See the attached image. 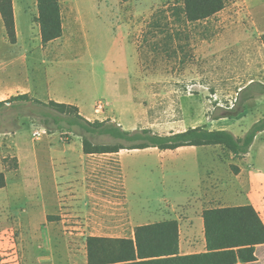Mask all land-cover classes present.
Returning a JSON list of instances; mask_svg holds the SVG:
<instances>
[{"label": "rangeland", "instance_id": "obj_1", "mask_svg": "<svg viewBox=\"0 0 264 264\" xmlns=\"http://www.w3.org/2000/svg\"><path fill=\"white\" fill-rule=\"evenodd\" d=\"M174 1L59 0L62 36L43 45L37 0H12L19 24L15 43L6 37L0 14V101L23 94L17 89L22 81L40 88L43 96L50 79L52 91L60 98H78L90 120L111 119L125 129L149 128L161 135L229 125L243 136L264 117V0H226L205 20L167 23L178 34L166 52L167 37L159 32L165 20L161 28L150 21ZM45 146L77 150L82 137L68 130L49 132L29 100L0 107V185L2 177L8 181L0 187V264L15 263L3 262L7 252L8 259L17 256L18 264H69L70 244L80 248L88 236L107 239L102 256L123 255L126 249L114 238L87 236L86 216H92V231L102 233L112 214L127 205L125 193L131 204L156 202L200 183L199 167L211 162L210 155L226 164L240 162L221 145L122 149L124 191L117 162L112 167L108 155L93 156L88 163L99 170L93 181L72 187L97 198L47 202L45 222L43 204H34L31 217L27 202L33 152Z\"/></svg>", "mask_w": 264, "mask_h": 264}, {"label": "trees", "instance_id": "obj_2", "mask_svg": "<svg viewBox=\"0 0 264 264\" xmlns=\"http://www.w3.org/2000/svg\"><path fill=\"white\" fill-rule=\"evenodd\" d=\"M225 1L175 0L167 8L153 13L150 26L161 28V20H165L164 28L159 32L167 37L164 42V50L167 52L171 47L170 41L173 34H178L174 32V29L168 28V24L205 20L222 10ZM37 11L36 21L40 27L42 44L45 45L61 37L63 29L59 0H37ZM0 14L6 37L11 43H15L16 28L12 0H0ZM14 100L31 101L49 132L68 130L80 135L82 150L86 154L114 153L122 149L149 147L175 150L183 146L221 145L235 156H242L249 151L256 134L264 130L263 117L241 137L235 136L227 129H208L204 126L189 127L182 131L161 135L149 128L125 129L111 119L90 120L83 116L74 104L55 100L44 102L35 97H29L25 93L12 96L7 101H0V107ZM98 136H108L117 141L97 142L94 138ZM232 168L237 170L236 166L232 165ZM2 180L0 187L5 184L3 177ZM203 218L209 250H227L225 254L233 262L237 257L242 261L255 259L253 254L255 245L264 243V224L251 205L205 209ZM106 240L105 237L97 236L86 238L88 264H108L109 261L120 260V256L117 255L112 258L101 255V245ZM154 240L157 246L152 244ZM114 241L120 242L128 252L127 257L133 260L136 257L150 260L159 258L161 262L171 261L176 264H205L203 260L207 256L206 254L185 256L178 254V222L176 220L137 226L135 245L128 239H114ZM235 247L237 249H234Z\"/></svg>", "mask_w": 264, "mask_h": 264}, {"label": "crops", "instance_id": "obj_3", "mask_svg": "<svg viewBox=\"0 0 264 264\" xmlns=\"http://www.w3.org/2000/svg\"><path fill=\"white\" fill-rule=\"evenodd\" d=\"M13 7L15 9V24L18 28L17 8L15 5ZM54 60L56 59L54 58ZM23 82H20L21 84L17 82L20 85L17 86V89L21 93H30L38 98H50V100L57 102L76 104L81 111L80 113L89 118L90 112L84 113L82 103L78 98L66 99L57 96L51 89L50 79L46 83L47 91H43V96H41V89L35 88L33 83L26 82L23 84ZM258 119L253 122H257ZM216 129H227L236 136L242 135L241 131H236L229 125ZM125 154L122 150L114 153L86 154L82 147L77 150L66 149L63 151H58L52 146L35 149L33 152L34 166L31 168V176L27 180L28 186L31 187L27 193V202L32 205L29 209V212L33 211L30 213V215L32 214L31 217L35 216V210L38 206L34 205L35 203L41 202L43 204L46 222L50 213L49 210L47 211V202H59L64 201V199L67 201H94L97 198L95 194H82V189L79 191L78 188L72 187L93 181V176L99 172L96 167L88 163L89 158L93 156L108 155L113 163L112 167L115 166L114 161H116L120 166L124 191L127 190L121 169V161ZM210 156L211 162L199 167L201 168L200 183L194 182L191 188H186L187 192L181 193L182 190H180L179 193L164 196L156 202L150 203L146 200L144 203L132 204L130 197H127L125 193L124 198L127 205H121V208L112 214L106 228H100L103 230L102 233L98 234L92 231L96 227L95 225L91 226L92 216H86L88 219L85 220L86 225L82 228L88 229L87 236L98 235L114 239H128L132 240L135 245V228L137 226L164 220H176L178 222V254L180 256L206 254L207 256L203 260L205 264H264V243L255 245L254 260L242 261L237 257L233 262L225 254L227 250H209L203 218L205 209L251 205L264 224V130L256 134L247 153L242 156L232 154L234 158L240 160L239 163L226 164L219 157ZM81 160H84L83 164L80 162ZM232 165L236 166L237 170H234ZM228 166L231 170H228L229 175L226 169ZM5 184H8V181H5ZM77 215H79V211H75L74 216ZM155 240L152 244L157 246L154 243ZM70 245L71 247L68 249L69 264H88L86 244H81L82 247L80 248L77 244ZM121 254L123 255H119L120 260L109 261L108 264H176L171 261L161 262L158 260L159 258L150 260L136 257L133 260L127 257V251L121 252Z\"/></svg>", "mask_w": 264, "mask_h": 264}, {"label": "built area", "instance_id": "obj_4", "mask_svg": "<svg viewBox=\"0 0 264 264\" xmlns=\"http://www.w3.org/2000/svg\"><path fill=\"white\" fill-rule=\"evenodd\" d=\"M99 107H101V105L99 104ZM3 253V252H2ZM3 255H7L8 257H6V258H2L3 259V262L4 261H8V260H14V262L15 263H11V264H18L17 263V256L15 255L14 257H11L10 259H8L11 255H9V253L7 252V253H3ZM10 262V261H9Z\"/></svg>", "mask_w": 264, "mask_h": 264}]
</instances>
